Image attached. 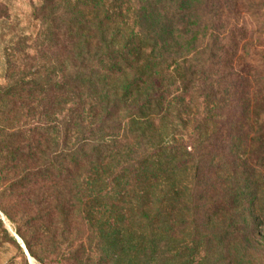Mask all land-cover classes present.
I'll return each instance as SVG.
<instances>
[{"label":"trees","instance_id":"obj_1","mask_svg":"<svg viewBox=\"0 0 264 264\" xmlns=\"http://www.w3.org/2000/svg\"><path fill=\"white\" fill-rule=\"evenodd\" d=\"M248 2L39 0L22 18L0 0L6 172L21 164L31 187L73 177V196L101 198L187 172L198 187L220 160L249 167L264 72L238 23Z\"/></svg>","mask_w":264,"mask_h":264},{"label":"rangeland","instance_id":"obj_2","mask_svg":"<svg viewBox=\"0 0 264 264\" xmlns=\"http://www.w3.org/2000/svg\"><path fill=\"white\" fill-rule=\"evenodd\" d=\"M38 2L9 0L11 14L24 18ZM247 4L238 23L251 44L262 41L248 43L246 53L264 72V0ZM0 56L3 83L1 43ZM161 138L156 146L171 143ZM251 147L249 167L220 160L198 187L187 172L175 187L161 178L126 196L103 185L101 198L73 196V177L31 187L21 164L6 172L0 152V264H264V141Z\"/></svg>","mask_w":264,"mask_h":264},{"label":"water","instance_id":"obj_3","mask_svg":"<svg viewBox=\"0 0 264 264\" xmlns=\"http://www.w3.org/2000/svg\"><path fill=\"white\" fill-rule=\"evenodd\" d=\"M29 259H30V262H32L33 260H32V258L29 256Z\"/></svg>","mask_w":264,"mask_h":264}]
</instances>
